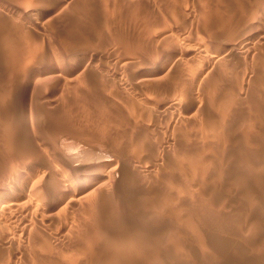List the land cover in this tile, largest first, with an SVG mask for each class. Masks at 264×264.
<instances>
[{
    "label": "rangeland",
    "instance_id": "1",
    "mask_svg": "<svg viewBox=\"0 0 264 264\" xmlns=\"http://www.w3.org/2000/svg\"><path fill=\"white\" fill-rule=\"evenodd\" d=\"M254 1L0 0V264H264V39L209 65Z\"/></svg>",
    "mask_w": 264,
    "mask_h": 264
},
{
    "label": "bare ground",
    "instance_id": "2",
    "mask_svg": "<svg viewBox=\"0 0 264 264\" xmlns=\"http://www.w3.org/2000/svg\"><path fill=\"white\" fill-rule=\"evenodd\" d=\"M68 6V5H67ZM264 8V0H255L252 5H251V10L250 14L252 15V13H254L255 15H260L258 13V11H261V9ZM258 13V14H257ZM262 16V15H261ZM263 17V16H262ZM262 18L260 16H256L255 19H251L252 21L248 22L247 26H245L244 30H242L241 32L239 31L238 33H233L231 36V40H229V42L227 44L224 45H229V47L231 49L228 50V52L223 53L222 55H212L210 57V61H209V65L212 66L215 63H219L222 60H226L232 57H242L244 56V52L247 53L251 51V49L253 48V46H255L256 42H260L262 39H264V34H262L261 37H259L258 35H256L255 32V28H257L258 25H261L260 22ZM245 21V20H244ZM253 22V23H252ZM39 23V21L37 19H31L29 24L31 26H35ZM237 32V31H236ZM70 35V34H69ZM231 35V33L229 34ZM228 35V36H229ZM258 38V39H257ZM230 39V37H229ZM263 41V40H262ZM256 44H260V43H256ZM255 48V47H254ZM253 48V49H254ZM254 51V50H252ZM11 57V56H10ZM235 57V58H236ZM230 60V59H229ZM22 64V63H21ZM166 66L164 65V63H160L158 64V66H146L144 68L143 73L139 76L136 77L135 79H133L132 84L135 86H139L140 84H142L144 81L146 82V80L151 79V78H155L158 76V74L160 75L165 69ZM208 68V67H206ZM211 68V67H210ZM209 72V69L204 70L203 72H201V76L203 77L205 76L207 73ZM199 75V74H198ZM55 76V75H54ZM43 78V77H42ZM133 78V77H132ZM158 79V78H156ZM154 81V80H153ZM120 83V82H118ZM117 83V84H118ZM179 87V86H178ZM144 90V89H143ZM184 91V89H183ZM19 94V93H18ZM197 100V99H196ZM171 101V100H170ZM169 101V102H170ZM175 103V102H174ZM193 103V102H192ZM160 104V103H159ZM169 104V103H168ZM163 105L162 106V112H167L169 113V111H172L173 109V105ZM176 104V103H175ZM174 104V106H175ZM178 105V104H177ZM26 106V105H25ZM160 107V105H159ZM181 110V109H180ZM38 113V108L37 105L35 104H31L30 109L26 110L23 115H22V122L23 124H25V126L29 127L30 125H32L33 120L35 119V117L37 116ZM18 118V117H17ZM10 119V118H9ZM20 123V122H19ZM10 126V125H9ZM262 137V136H261ZM227 139V138H226ZM209 141V140H208ZM20 150V149H19ZM26 150V149H25ZM116 155V154H115ZM187 156V155H186ZM121 164V163H119ZM73 165V162L71 164V167ZM74 166V165H73ZM232 167V166H231ZM117 169V168H116ZM123 169V168H122ZM121 170V169H120ZM198 170V169H197ZM117 170H115L116 172ZM109 172V171H108ZM149 172V171H148ZM198 172V171H197ZM117 173V172H116ZM110 174V173H109ZM201 174V173H199ZM24 175V171H21L19 174V177L22 179ZM202 175V174H201ZM64 176V175H63ZM61 177V183L58 187V189H56V191H48L45 190L41 193L43 199L47 202L48 205L54 207L56 205L59 206L61 205V203H63L65 201V199H69L68 196H74L76 191H80L81 189L88 187V186H92V185H97L101 182H104V176L102 174H96V175H91L90 177H82V178H72V177H68L67 175L64 177ZM96 176V177H95ZM77 181V186L76 188L72 191L68 188L71 186V183H76ZM196 184V183H195ZM98 186V185H97ZM202 187V186H201ZM202 188H200L201 190ZM1 191H3V196L0 197V217L4 216L5 214L9 213V211L13 208H16L15 206V202L11 200V198H9L12 194L21 191V184L18 182L16 183V186L11 187L9 186L8 188H2L0 189ZM202 191V190H201ZM56 195V196H55ZM72 200V199H70ZM66 202V201H65ZM69 202V201H67ZM168 202V201H167ZM70 203V202H69ZM69 203H67L69 205ZM65 204V205H67ZM35 217V216H34ZM14 227V226H13ZM255 227V226H254ZM5 228V227H4ZM3 228L2 225H0V242L2 243H6L7 245H12L15 242V234L11 235L9 234L5 229ZM23 228V227H22ZM157 236V235H156ZM236 236V235H235ZM44 238V237H43ZM46 240V239H45ZM43 242V241H42ZM131 242V241H130ZM46 243V242H45ZM125 243V242H124ZM123 243V244H124ZM42 244V243H41ZM122 245V244H121ZM212 245V244H211ZM5 248V247H4ZM10 248V247H9ZM125 248V247H124ZM15 250V249H14ZM21 250V249H20ZM23 250V249H22ZM2 253V252H1ZM11 254V252H10ZM219 254V253H218ZM2 258V257H1ZM10 261V260H9ZM1 263V262H0Z\"/></svg>",
    "mask_w": 264,
    "mask_h": 264
}]
</instances>
